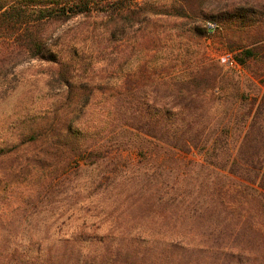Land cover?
Returning <instances> with one entry per match:
<instances>
[{
  "label": "trees",
  "instance_id": "16d2710c",
  "mask_svg": "<svg viewBox=\"0 0 264 264\" xmlns=\"http://www.w3.org/2000/svg\"><path fill=\"white\" fill-rule=\"evenodd\" d=\"M157 1L163 0H0V79L7 76V70H1L45 61L54 69L52 82L65 92L51 113L28 119L18 144L0 149L2 160L10 157L15 162L12 171L0 172V184L5 180L19 185L35 176L40 185L51 186L75 161L98 167L111 149L131 147L124 133L146 142L144 150L161 151L174 165L181 163L175 157L178 151L198 149L205 157L201 170L208 181V209L224 217V236L245 244L238 252L229 249L228 256L238 260L245 256V264H264V0H219L220 6L209 11L210 0H166L170 4L161 5ZM207 12L219 20V36L227 51L249 70L248 91L212 59L193 54L187 59L191 39L203 48L211 33L195 24ZM94 13L108 21L113 17L116 23L89 27L86 38H120L134 55L130 59L144 50L164 49L165 39L173 38L162 36L164 24L153 23L155 17L180 18L184 21L177 36L186 39L179 49L185 54L174 57L161 79L140 63L122 85L109 87L107 74L97 84L88 75L89 69L96 70L94 63L58 43L59 38L54 41L51 30ZM158 80L173 93L160 98L144 89L146 83ZM5 93L0 89V96ZM96 98L104 100L98 107L100 125L85 129L82 120ZM211 102L224 106L222 120L207 119ZM124 166L122 161L109 163L111 176ZM164 198L160 193L158 200ZM232 198L240 200L237 207L230 204ZM246 204L254 208L248 212Z\"/></svg>",
  "mask_w": 264,
  "mask_h": 264
},
{
  "label": "rangeland",
  "instance_id": "374dc122",
  "mask_svg": "<svg viewBox=\"0 0 264 264\" xmlns=\"http://www.w3.org/2000/svg\"><path fill=\"white\" fill-rule=\"evenodd\" d=\"M170 2L157 1V5ZM219 6V0H210L206 8L209 11ZM206 15L195 24L207 32L208 23L221 26L210 12ZM103 17L97 13L80 16L51 29L55 31L54 41L59 38L58 43L65 48L70 47L72 53L77 51L81 59L94 63L96 70L89 69L88 75L97 84L107 74L109 87L122 85L125 76L135 72L140 63L146 72L161 79L160 73L174 62V57L185 54L179 49L180 41L186 39L177 36V27L184 21L180 18L155 17L153 23L164 24L162 36L172 34L173 38L165 39L164 49L144 50L137 61L138 57L130 59L134 55L131 57V50L120 38H86L89 27L91 30L107 23ZM108 23H116L115 18ZM219 33L220 28L208 32L203 48L196 44V38L191 39L187 59L190 54L212 59L224 72L240 79L243 91H248L249 70L239 64L236 68L222 64L221 57L230 52ZM127 59L129 62L123 64ZM6 70L5 81L0 79V89L6 91L0 96V149L18 144L20 134L27 132L28 119L51 113L65 93L52 82L54 69L45 61L1 71ZM157 82L146 83L144 89L149 94L155 91L160 98L169 91L173 93L162 80ZM103 103L101 98L92 101L82 120L85 129L100 125L98 107ZM207 106V119L222 120V104L211 102ZM124 136L136 148L131 145L111 149L113 152L98 167L75 161L61 171V181H54L52 187L47 183L40 185L35 176H28L19 185L5 180L0 184V264H245V256L241 260L228 256L229 249L242 250L244 242L224 236V217L208 209V181L201 170L204 152L178 151L175 157L181 163L174 165L161 151L144 150L147 143L142 139L128 133ZM8 158H0V172L15 168L13 159ZM117 161L125 166L112 177L108 164ZM160 193L165 194L163 200H158ZM176 195L179 196L172 200ZM230 202L237 207L240 200L232 198ZM245 209L252 210L248 204Z\"/></svg>",
  "mask_w": 264,
  "mask_h": 264
},
{
  "label": "built area",
  "instance_id": "2783aa9c",
  "mask_svg": "<svg viewBox=\"0 0 264 264\" xmlns=\"http://www.w3.org/2000/svg\"><path fill=\"white\" fill-rule=\"evenodd\" d=\"M218 29H219V27L216 24L208 23V30L211 33L216 32ZM221 62H222V64H224L226 67H229V68H236L239 66L231 53H225L221 57Z\"/></svg>",
  "mask_w": 264,
  "mask_h": 264
}]
</instances>
